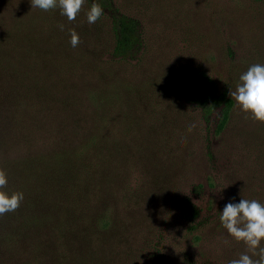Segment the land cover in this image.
<instances>
[{
    "label": "rangeland",
    "instance_id": "obj_1",
    "mask_svg": "<svg viewBox=\"0 0 264 264\" xmlns=\"http://www.w3.org/2000/svg\"><path fill=\"white\" fill-rule=\"evenodd\" d=\"M92 2L85 0L70 22L59 8L0 0V104L12 74L38 76L92 52L103 73L98 87L118 94L137 123L128 152L150 178L142 179V193L127 198L118 185L110 228L93 236L89 253L97 264H227L247 249L223 228L224 205L241 198L264 204V123L228 95L250 65L264 64V0H97L104 14L89 24ZM119 16L136 25L137 44L123 59L111 55V21ZM69 30L79 35L75 48ZM185 70L203 73L215 97L232 101L221 132L220 107L202 119L186 101ZM180 198L195 209L192 218L179 214Z\"/></svg>",
    "mask_w": 264,
    "mask_h": 264
},
{
    "label": "trees",
    "instance_id": "obj_2",
    "mask_svg": "<svg viewBox=\"0 0 264 264\" xmlns=\"http://www.w3.org/2000/svg\"><path fill=\"white\" fill-rule=\"evenodd\" d=\"M135 30L128 18L112 19V57L131 53ZM90 56L66 58L34 77L12 74L8 81L0 104V130L7 129L0 136V169L7 191H20L24 199L0 216V264H97L89 253L93 236L110 228L108 206L118 185L127 198L142 193V179L150 178L128 152L137 123L118 94L98 87L103 73ZM182 87L202 119L220 107L215 131L221 132L232 101L215 97L212 81L196 70L182 73ZM177 207L186 219L196 213L184 198Z\"/></svg>",
    "mask_w": 264,
    "mask_h": 264
},
{
    "label": "clouds",
    "instance_id": "obj_3",
    "mask_svg": "<svg viewBox=\"0 0 264 264\" xmlns=\"http://www.w3.org/2000/svg\"><path fill=\"white\" fill-rule=\"evenodd\" d=\"M85 0H31V8L49 11L59 8L61 15L68 21H74L80 13ZM104 14V9L97 0H93L86 12L87 22L96 23ZM63 30V25L58 26ZM70 31V44L73 48L80 43L75 30ZM228 95L235 100L240 110L258 122L264 123V64H253L239 76L234 90ZM8 178L5 170L0 169V216L15 212L21 205L24 195L20 191H7ZM220 222L229 236L237 242H243L247 251L227 264H264V204L256 199H240L238 203L231 200L220 212ZM227 244L228 241L224 240ZM253 257H257L253 259Z\"/></svg>",
    "mask_w": 264,
    "mask_h": 264
}]
</instances>
